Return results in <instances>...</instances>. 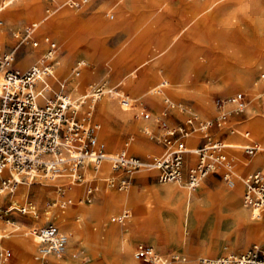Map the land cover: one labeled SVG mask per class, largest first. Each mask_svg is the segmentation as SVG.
<instances>
[{
    "label": "rangeland",
    "instance_id": "rangeland-1",
    "mask_svg": "<svg viewBox=\"0 0 264 264\" xmlns=\"http://www.w3.org/2000/svg\"><path fill=\"white\" fill-rule=\"evenodd\" d=\"M72 1L73 0H14L11 5L1 9L0 20L2 23L0 24V31L2 30L4 32L5 40L2 45L0 44V53L15 48V67L23 70L18 64V60L26 52L36 51L37 56L33 59L32 63H37L45 49L43 38L50 35L58 44L56 55L57 64L55 65L54 74L51 78L54 89L57 85V78L62 79L64 83L68 84V82H66V80H69L66 79L68 76L67 73L72 71V68L76 66L78 61L85 60L87 63L78 75L79 77L75 75L76 80L73 79L79 88L78 94L89 93L92 91L93 85V87L103 86L104 89L113 85L116 86L118 77L129 70L127 64L132 63L133 67H136L134 64L137 62L135 61L137 57L143 58V55L145 57H150L156 53L159 62V64L156 65V70L158 72L159 68H163L164 71L162 75L158 73V76L146 87H141L137 84L140 77L131 78L126 85L122 86V90L134 99H137L132 106L131 121L139 124L140 128L135 131L128 126H123V123L121 126L112 121V126L114 125V127L117 128L115 130L121 137L122 145H124L127 140H130L131 137L135 136L140 142L147 146L142 153L134 152L130 154L146 157L148 154H161L172 148L171 146H165L162 142L156 141L151 135L144 131V125L146 122L151 124L150 129L153 134L159 135L164 131L162 124L156 121L158 116H162L165 122H167L171 128H174L178 125L187 123V120L193 115H197L201 120L205 121L213 119L220 114L219 112H215L212 116H204L200 114L199 107L194 97V89L197 85L208 86L211 92L212 103L215 105L216 99L222 98L229 100L233 94L236 95L237 93H244L247 100V107H249L252 102L254 103L251 92L248 88L240 86L232 88V83H215L208 76L200 75L201 67L194 64L191 61L192 57L189 55L195 53L197 59L201 60L203 56H206L210 63L209 67H205L206 69L224 75L230 73L231 77L234 76L233 73H236L240 69L236 64L237 58L253 59L257 63L263 60L264 23L258 24L256 21H251L244 11L238 13L235 12L230 15V21H222L221 18L219 21H212L211 16L214 15L219 4H221L220 1L209 3L211 0H157L160 2V6L164 2H167L166 4L169 5L170 12L166 14L163 12L164 10L161 11L160 14L162 16L160 15L158 20L153 23L154 31L140 41L134 42L135 38H131L124 29V21L122 22L118 9L113 7L115 0H91V7H89V9H82V11L80 9L81 6L73 5ZM196 1H199L197 6H195ZM259 1L260 3H256L257 8L259 6L264 8V0ZM0 4H2V0H0ZM153 6L154 5L147 6L146 8L141 9L142 11L140 9L136 12L130 11L129 13L131 15L129 14L127 16L128 21L125 22L131 25L133 21L135 22L136 19L142 17L146 13L149 14L153 11H159V9H157L158 7L153 8ZM72 8L77 9L78 12H82L81 29L78 30V28H76L79 27L80 24H70L66 26V30L64 29L60 35L57 34L56 26L52 21H66V15L63 14L72 11ZM52 12L56 13H53L54 15L47 19L46 15H51ZM96 13L101 15L99 21L92 20ZM111 14H113L114 17L111 16ZM192 15H194L192 18L193 22L207 16L210 17L207 21V23L210 24L208 26L202 24L195 36L189 35L188 30L184 31L185 23ZM33 22L40 23L33 35L41 41V45L36 48L31 46V44L20 43V39L13 34L18 28H24ZM113 22L116 23V25L113 28H108L109 24ZM209 26L212 27L210 28ZM112 57H115L116 60L119 58L121 63L120 67H114L112 61L115 59L111 61L110 59ZM165 57H167L168 64L165 62L160 63V60ZM96 60H99V63L105 65L103 72L106 74L103 73L105 75L103 78H88L87 73L90 69L95 67ZM59 62H65L66 69H62L61 71ZM172 64L175 65L173 66L174 70L185 68L183 75L185 76L186 81L181 93L171 95L170 100L175 102L176 107L170 109L168 103L164 101L163 95L168 89L170 90L174 87L175 81L173 82V79L169 77L172 75V72H174L173 69H170ZM263 70L264 67L263 69L256 70L255 75L257 74V76H253V81H258V84L262 83L260 74ZM119 71H121V74L118 76ZM165 78L171 80V85L167 86L163 93L155 94L150 92V88L153 89ZM263 93L264 87L262 88L261 96L258 98L257 106L254 107L260 111L259 113L257 112L258 115H256V118L259 119H264ZM74 95L76 96V94ZM106 96L107 94L103 93L97 100L92 122L93 125L99 123V127H97L98 129H95L94 132L106 143L108 151L117 152L121 149L111 148L106 135L101 136V134H99L102 129L101 120L104 118L99 111V104L102 99L106 98ZM160 96H162L161 99H159ZM140 101L144 102L143 106L140 105ZM117 104L119 105V103ZM83 106H86V104ZM144 106H146L151 112L149 118L142 115ZM226 108L231 111L233 110V108L229 109L228 104L226 105ZM245 111L241 113L232 112L228 115V119L230 120V117L242 115ZM244 118L247 119L245 116ZM235 125L241 131H249L251 133L253 140L248 143L249 145L256 143L262 145V140L258 137L259 135L254 134L253 130L248 126H242L240 124ZM196 126L199 127V124L196 123ZM192 132L200 133L201 135L203 134L197 128L192 130L189 134H192ZM217 132L218 129L214 128L211 134ZM230 135L233 134L230 129H227V131L221 133L217 139H223L225 142H229ZM234 135L236 136L235 140L242 142L247 141L244 138L243 133L239 134L238 132ZM177 137L178 135H176V138ZM209 140H216V137L213 136V138H209L203 136L198 142V145ZM153 147H159L161 150L155 151ZM229 153L234 159V166L237 173L242 177L255 170L261 169L264 171V165L251 168L242 162L239 163L240 157L254 159L258 155L256 152L249 154L246 153L244 148H240L238 150L230 149ZM116 174L120 177H132V182L130 183L129 188L123 190L109 187L106 182V185L110 188V193L122 192V194H129L131 201L128 207L125 205H122V207H110L107 204H103L100 195L97 193L98 191L95 192L94 199L91 203L81 201V198L86 195L87 186L94 183L91 181H85V175H83V179H81L83 184L79 185L80 193L78 194V200L81 204H76V207L80 209L82 207L90 209L94 205L99 204L100 207H102V210L98 213L91 211L86 214L85 212L81 213L82 211H80L79 213L77 212L74 214L75 219H73L75 221L78 220L84 236L71 246V248H73L72 254L69 255L68 248L65 253H63V256L68 259V264H131L125 259L123 261V254L121 255L115 244H109L107 249L100 252L101 254L99 253L96 258L92 256L89 244H87L88 239L102 244L105 242L107 243V239L104 238L103 234L104 229L114 224L117 225L118 222L112 221L111 216L122 213L123 211L130 214V219L127 220L122 227L130 229L129 242L132 246L131 256L134 261L133 264H164L151 259H137L136 253L140 244H145L154 248L160 256L164 258L163 260L168 261L166 264H200V257L225 255L227 254V252H225L226 250H230V253L241 252L253 244L264 245V231H258L254 229V227H248L245 222L246 219H242L234 214L230 206L221 202L220 190L230 189L231 186H229L219 174H210L203 180L199 187L192 190L189 218L188 221L183 220L182 222V228L185 234H183L181 242L174 241L171 243L161 242L159 236L147 235L150 231H152V233L156 231L158 235L161 234L162 227L157 221H154L149 217L150 208L146 206V201L155 200L153 198V195H155L153 192V185H163L166 184V182H161L157 179L156 171L140 170L130 174V171L119 170ZM37 182H42L43 184L44 182L48 183V179L39 176L36 178V181L32 183V187L43 185ZM104 183L105 182H103V184ZM180 184L185 189H188L185 185V178L180 181ZM58 185H60V182H50V184L46 186L48 188L46 192L47 196H42L41 198L38 197L37 192L33 188L29 194L30 196L27 195V197L15 198V196L9 195L6 199H2L4 203L8 202L10 198H13L14 200L18 199L16 205H23L26 201H31L36 205L37 215H34V217L32 214L23 216V214L15 210L10 216V218H12L11 220L15 222L14 225L11 227L8 225H2L7 234H9L3 237L1 243L5 248L11 249L12 256L7 261L0 259V262L6 264H40L36 263L34 259L36 245L34 246V250L28 251L24 257L19 260L20 253L12 243L11 236L15 232L14 228H16L17 225H21L22 222L26 223V226L22 224L21 226L23 229L21 230H28L30 227H33V225L39 227L48 223V221L55 223V216L58 208L52 203L58 198ZM240 201L243 205V195L241 196ZM70 210H72V208L68 209L67 213L68 211L70 212ZM47 211L51 212L52 216L50 215V218L46 213ZM0 219L2 220V218ZM251 221L256 223L258 220L255 219ZM243 236H248L247 242L239 241ZM26 238L31 237L26 236Z\"/></svg>",
    "mask_w": 264,
    "mask_h": 264
},
{
    "label": "bare ground",
    "instance_id": "bare-ground-1",
    "mask_svg": "<svg viewBox=\"0 0 264 264\" xmlns=\"http://www.w3.org/2000/svg\"><path fill=\"white\" fill-rule=\"evenodd\" d=\"M13 1L14 0H2V4H0V10L8 5H11ZM218 1H220L221 4H219V7L216 9V11L214 10L215 13L213 16H211L212 21H219L220 18L222 21L223 20L230 21L229 20L230 15L234 14L235 12L238 13V12L244 11L246 13V16L250 18L251 21H256L258 24L264 23V8L260 6L257 8L256 6V3L258 2L260 3L259 0H211L209 3L218 2ZM80 2H81L80 4L81 11L82 9L83 10L89 9V7H91V3H90L91 0H80ZM166 3L167 2H164L160 6V2H158L157 0H115L113 7H116L118 9L119 16L122 19V22L124 21L123 24H124V27H125L124 29L126 30V32L129 34V36H131V38H135L134 42H138L142 38H145L146 36L150 35V33L154 31L153 23L154 21L158 20L159 16L161 15L160 14L161 11L164 10L163 12H165L166 14L170 12L169 5ZM198 4H199V1H196L195 6H197ZM152 5H154L153 8L158 7L157 9H159V11H153L149 14L146 13L145 15H143L142 17L138 19L135 18L136 19L135 22L133 21L131 25L126 23L128 21L127 16L130 14L129 13L130 11L136 12L139 9L141 10V9L146 8L147 6H152ZM72 9L74 11L72 10V11H69L68 13L63 14V15H66V18H65L66 21H52V23H54L56 26L57 34L60 35L61 32H63V30L66 28V26L70 24L71 25L80 24V26L76 28H78V30L81 29L82 12L81 11L78 12L77 9H74V8ZM53 13L54 12H52L51 15L49 14L46 15L47 19H49L56 12L54 14ZM111 16L114 17L113 14H111ZM193 16L194 15H192L190 19L186 21L185 27H184V31L188 30V34L191 36H195L198 33L199 28L202 24H206L207 26L210 24V23H207L208 19L210 18L209 16L202 18L203 20L200 19L196 22L192 21ZM100 18H101V15L96 13L92 20L99 21ZM1 23L2 22L0 20V24ZM115 25L116 23L114 22L110 23L108 28H113ZM209 27L211 28L212 26H209ZM3 33L4 32L1 30L0 31V44L1 45L5 40V36ZM189 55L192 57L191 61L194 64H197L201 67L200 75L208 76L215 83H219V82L232 83L233 84L232 88H236L237 86L248 88L251 92L252 100L254 101V103L252 102L249 105V107H247L246 105V108H245L246 111L244 114L238 115L235 117H230V120L228 119V116L226 117V119H223L222 129L218 131L217 134H211L210 132L202 129V127L200 126L198 127L195 125V127L199 129L203 134L201 135L200 133H193V132L192 134H189L192 130H195L196 128L190 130L187 135L183 136V140L186 142L187 146L189 148H196L198 146V142L201 140L203 136L212 137V138L214 136L217 139L221 133L227 131V129H230L233 135L229 136L230 141L227 142L228 145L230 146L229 149L233 148V149L238 150L240 148L247 147L249 145L248 143H250L251 140H253L251 133L249 131H246V132L241 131L238 127H236L235 124L237 125L240 124L242 126L245 125V126H248L251 130H253L254 134L259 135L258 137H260V139L262 140V145H260L259 150L256 152L258 155L254 159H249V158L247 159V158L240 157L239 163L242 162L245 165L250 166L251 168L264 165V119L256 118V115H258L260 111L254 108L255 106H257L258 98L261 96L260 94L262 93V88L264 87V70L261 71V74H260L262 78V83L258 84L259 83L258 81L256 80L253 81V76L255 75L256 70H260L261 68L263 69L264 67V57H263V60H261L259 63L255 62L253 59L237 58L236 64L240 67V69L236 73H233L234 76L231 77L230 73L227 75H224L222 73H218L216 71L206 69L205 68L206 66L208 67L210 66L209 60L206 56H203L201 60V59H197V56L195 53L193 54L191 53ZM36 56H37L36 51H29L28 53L26 52L18 60V64L20 65L21 68H23V70H27L36 64L34 62L32 63L33 59L36 58ZM115 57H112L110 60L112 61L113 59H115ZM157 57L158 55L156 53H154L150 57H145L144 55H143V58L137 57L135 60L137 62L136 64H134L136 67H133L132 63L127 64V66L129 67V70L125 74H122L120 77H118L116 86L113 85V86L107 87L106 89H103L104 93L107 94V96L106 98L102 99L101 103L99 104V111L104 117L101 120L102 129L100 130L99 134H101V136L106 135L107 141L111 148L121 149L120 151H117V152L108 151L106 143L100 139L98 134H95L94 132L95 129H98L97 127H99V123H95V125H93V122H92L97 100L102 96L101 95L100 97H98L96 93V90L98 89L99 86L93 87L94 86L93 85L92 86L93 89L89 93L78 94L79 88L75 83L76 76L78 75L75 74L74 72L75 67L72 68V71H70V73H67L68 76L66 77V79H69V80H66V82H68V84L64 83L62 79H58V78L56 79L57 81L56 82L57 85L55 84L56 91L62 90L61 88L63 86V92L65 91L67 93L69 100L73 102L75 107H77L78 109L77 114L79 118L82 119L81 122L84 124V126L87 129L88 128L93 129V132L96 135L97 139L105 144L106 155L113 156V155H117L119 152H122V151H125L128 154L134 153V152L142 153L144 149H146L147 146L144 145L142 142H140L135 136L131 137L130 140H127L125 144L122 145L121 137L119 136L118 132L115 130L117 128H115L114 125L112 126V121L117 123V125H121V126L123 123V126H128L129 128L135 131L140 128L139 124H136L135 122L131 121L132 106L134 105V102L137 101V99H134L133 97L128 95L124 90H122V86L126 85L128 81L131 80V78L140 77L139 81H137V84H139V86L141 87H146L148 84H150V82L154 78L158 76V73L162 75L164 71L163 68H159L158 72L156 70V65L159 64ZM166 58L167 57H165L164 59H161L160 63L165 62L166 64H168L167 63L168 60ZM81 62L86 63L85 60H82ZM112 62L115 68H117L118 66L120 67L121 65L119 58L117 60L115 59ZM59 63H60L61 71L62 69L63 70L66 69L65 62L63 63L59 62ZM173 66L175 65L172 64L170 69L174 70ZM103 69H105V65H103L102 63H99V60H96L95 67L90 69L87 73L88 78H91V79L103 78V76H105L104 74H106L103 72L104 71ZM184 70L185 68H178L174 70V72H172L173 76L172 75L169 76L170 78L173 79V82L175 81V83H174L173 89H170V90L168 89L166 92H164V95H163L164 101L171 99V95H176L182 92L184 83L186 81L185 76L183 75ZM120 74H121V71H119L118 76ZM255 76H257V74ZM164 80L168 82V86L171 85V80H169L168 78H165ZM158 85H156V87H154L153 89L150 88V92L155 93V94L163 93L165 88L159 91ZM210 93L211 92L208 86H205V85H197L194 89V95H195L194 97L199 107V112L200 114L204 116H212L215 114V112H219L218 107L214 103H212ZM74 94H76L77 97ZM234 96L235 95L233 94L231 97H234ZM161 97L162 96H160L159 99H161ZM117 103H119V105ZM85 104L86 106H83ZM228 107L229 109H232L234 108V104L228 103ZM244 116L247 119H245ZM150 125L151 124L148 122H146L144 125L145 126L144 131L147 134L149 133L152 134ZM238 132L239 134L243 133L244 137L248 139L247 143L235 140L236 136L234 134ZM153 149L155 151L161 150L159 147H153ZM151 156L152 154H148L146 157H143V158L148 161L149 160L148 158H150ZM184 159L186 163H189V164H186L184 167L185 174L183 177V179L185 178V185L188 187V189H185L180 184V181H182L183 179L180 181L166 182V184H163V185L155 184L153 185V192L155 194L153 195V198L155 200L146 201V206L150 208L149 217L152 220L157 221L159 225L162 227V231L160 232L161 234L158 235L156 231H154V233L150 231L147 233V235L159 236V238L161 239V242H164V243H171L174 241L181 242L183 238V234H185L182 228V225H183L182 222L183 220L188 221V218H189V211H190V206L192 202V190L194 189L190 188L187 185L186 178H187L188 166H190L191 163H193L196 160V156L193 152L190 151L184 155ZM70 167H71L70 165L67 168L64 167L65 170H62L59 174H56V175L40 174V177H46L48 179V183L44 182L43 184L42 182H37L43 185L36 186V187L34 186L32 187L33 185L32 183L35 181L33 180L30 181L29 179L24 180L20 176H17L19 180V184L17 185L15 191L11 195V196H15V198L27 197V195H29L34 188L35 191L37 192L38 197L41 198L42 196H47L46 192L48 188L46 186H48L50 182L51 183L55 181L60 182V185L58 186L65 185V188H66L65 194L64 195L59 194L58 198L63 197V200L64 199L65 201L67 200V202H65L66 208L61 209L60 207H58V211L56 212V216H55L56 220L54 224L58 228V234H64L67 237V245L65 246V249L61 251L49 249L48 256H47L48 264H68V259L63 256V253H65L66 249L68 248L69 255L72 254L73 248H71V246L75 244L76 241H79V239H82V237L84 236L78 220L76 221L74 220L75 219L74 214L77 212L79 213L80 211H82L81 213L85 212L86 214L90 213L91 211L94 213H98L102 210V207H100L99 204L94 205L90 209L83 208V207L80 209L76 207V204L77 205L81 204L78 200V194L80 193L79 185H82L83 182L81 181L79 182L75 178V176H79L81 173H84L85 181L94 182L90 184L89 186H87L86 194L88 192V189L90 187H93L94 194L96 191H98L97 193L100 195V198L103 204H107L110 207H117V206L122 207V205H125L126 207H128L131 201L129 194H124V193L122 194V192L110 193V188H109L110 186L108 185L109 186L108 187L106 185V177H108L110 173L113 172V170H112V164L110 163V160H108V158L103 159L99 164H96V165L85 162L82 167H77L76 171H74L73 169L71 170ZM140 170L156 171L158 175V171L155 168L151 167L150 165H145L141 167L140 169L131 171L132 173L130 172V174H133V172L140 171ZM116 173H115V176L120 177ZM244 177L238 174L236 183L230 189H227V192H228L227 194L229 197L228 206H230L234 214H236L242 219H246L245 222L248 227H254V229L258 231H264V213L253 211L252 209H248L246 205L244 204V192H245V182H244L245 178ZM103 182L105 183L103 184ZM129 186L130 185H128L127 189L129 188ZM242 195H243V205L241 204V201H240ZM17 200H14L15 204H17ZM68 200L71 202L69 203ZM27 203L33 205L36 208L35 203H32L31 201H26L24 204H27ZM71 208L72 210H70V212L68 211L67 213V210ZM46 213L48 214V217L50 218L51 212L47 211ZM120 214L121 213L114 214L113 216H111V220H112V217L118 216ZM23 216H26V215H23ZM129 219L130 218H128L127 220ZM255 219L258 221H256V223H253L251 220H255ZM127 220L124 223H117V225L114 224L104 229L103 234H104V238L107 239V243L105 242L104 244H102L100 242H96L91 239H88L87 244H89L91 254L94 258H96L100 252L106 250L109 244H115L118 247L121 255L123 254V261L125 259L131 264L134 263V261L132 260V256H131L132 246L129 242L130 229L129 228L125 229V227H122L123 224L127 222ZM14 223L15 222L8 224V226L11 227L14 225ZM3 224H4L3 221L0 219V244H2L1 241L3 237L9 234V233L7 234L6 230H4V228L2 227ZM22 224L26 226V223L22 222ZM21 225L19 226L15 225L16 226V228H14L15 232L11 236L12 243L16 246V248L18 249L20 253L19 260H21L28 251L34 250L35 245L36 247L38 245V238L32 232L33 228L30 227L28 230H21L23 229ZM35 226L36 225H33V227ZM26 236H30L31 238H26ZM247 237L248 236H243L239 241L247 242V239H248ZM152 250H153V253L156 254V258H155L156 262L160 261L161 259H164L162 258V256H160V254L154 248H152ZM225 252H227V254H230V250H226ZM167 262L168 261H166L165 264ZM0 264H6V263L0 262Z\"/></svg>",
    "mask_w": 264,
    "mask_h": 264
},
{
    "label": "built area",
    "instance_id": "built-area-1",
    "mask_svg": "<svg viewBox=\"0 0 264 264\" xmlns=\"http://www.w3.org/2000/svg\"><path fill=\"white\" fill-rule=\"evenodd\" d=\"M72 4L79 6L81 2L73 0ZM39 25V22H33L24 28H18L13 34L20 39V43L39 47L41 41L33 36ZM43 43L45 49L40 60L27 70L15 67V48L0 53V218L4 225L13 223L10 216L15 210L23 215L34 216L37 213V209L29 203L16 205L11 198L4 203L3 200L12 195L19 184L17 176L24 180L36 181L40 174L56 175L69 165L71 170L76 171V168L82 167L85 162L96 165L105 158L110 160L113 170L106 177V182L110 187L120 190L130 185L132 177H116L114 172L119 170L131 172L145 165H150L158 171L157 179L161 182L182 180L185 174L184 167L189 164L185 162L184 155L190 151L196 156V160L187 170L186 183L190 188H197L210 174L221 175L231 187L236 183L238 174L227 142L223 139L209 140L200 143L196 148H189L183 136L194 129L196 123L210 133L214 128L220 131L223 119L232 112L245 111L247 100L244 93H237L229 100L216 99L221 116L210 120L204 121L193 115L187 123L171 128L162 116H158L156 121L162 124L164 131L159 135L153 133L149 135L172 148L167 152L152 155L148 161L140 155H130L125 151L113 156L106 155L105 144L97 139L93 129H87L81 122L82 119L77 114L78 109L69 100L67 93L63 92V86L61 85L60 91L54 89L51 77L57 64L58 44L50 35L43 38ZM85 64L77 62L75 74L79 75ZM167 86L168 82L163 79L158 85V90L161 91ZM103 89V86H99L96 90L98 97L104 93ZM166 102L170 109L176 107L170 99ZM228 103L234 104L232 111L226 108ZM140 105L143 106L144 102L140 101ZM142 115L147 118L151 116L146 106L142 110ZM259 148L260 145L257 143L244 147L249 154L257 152ZM83 175L81 173L75 178L80 182ZM244 178V204L253 211L264 213V171L255 170ZM65 190V185L57 186L58 195H64ZM93 199L94 188L90 187L81 201L91 203ZM65 202L67 200H63L62 197L57 198L52 204L65 209ZM128 218L130 214L123 211L120 215L112 217V221L124 223ZM32 228V232L38 238L34 259L37 263L48 264V250H64L67 237L58 234V228L53 222ZM11 256V249L0 247L1 260L7 261ZM136 258L155 261L156 254L150 246L140 244ZM158 262L165 264L166 261L161 259ZM199 263L264 264V245L253 244L241 252L200 257Z\"/></svg>",
    "mask_w": 264,
    "mask_h": 264
},
{
    "label": "crops",
    "instance_id": "crops-1",
    "mask_svg": "<svg viewBox=\"0 0 264 264\" xmlns=\"http://www.w3.org/2000/svg\"><path fill=\"white\" fill-rule=\"evenodd\" d=\"M218 133V132H217ZM217 133H215V134H217ZM244 136V135H243ZM245 138V137H244ZM247 141H246V143L248 142V139L247 138H245ZM253 139V138H252ZM245 143V144H246ZM230 149H233V148H230ZM229 149V150H230ZM203 182V181H202ZM228 192H227V190H225V189H221L220 190V196H221V202L223 203V204H225V205H228V194H227ZM4 225V224H3ZM0 247H4V246H2V244H0ZM37 248V247H36ZM35 252H36V250H35ZM36 262V261H35ZM37 263V262H36Z\"/></svg>",
    "mask_w": 264,
    "mask_h": 264
}]
</instances>
